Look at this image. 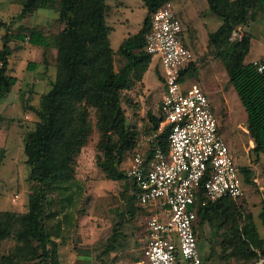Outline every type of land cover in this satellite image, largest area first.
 Returning a JSON list of instances; mask_svg holds the SVG:
<instances>
[{
    "label": "trees",
    "instance_id": "16d2710c",
    "mask_svg": "<svg viewBox=\"0 0 264 264\" xmlns=\"http://www.w3.org/2000/svg\"><path fill=\"white\" fill-rule=\"evenodd\" d=\"M19 1L20 17L40 9H53L58 12L56 21L62 26L53 30L21 23L16 30L0 17V27L6 28L1 35L0 98L19 82L9 67L13 42H28L40 48L45 62L49 61L50 52L56 57V75L51 88L41 94L38 105L29 106L37 120L24 136L28 178L32 182L27 209L0 210V264H62L60 248L66 243L65 226H70L74 219L69 208L83 192L82 181L75 178L74 159L95 135V146L103 154L102 170L107 178L121 182L123 189L116 223L88 248L92 264H115L117 257L113 253L125 251L130 238L146 225L147 208L137 200L138 184L120 169L126 155L139 149L138 128L129 123L123 105L125 90L130 84L128 74L150 62L152 54L146 50V34L153 12L168 0H143L147 17L136 33L122 41L118 50L111 44L112 27L107 15L113 6L106 0ZM206 1L221 20L217 29L208 32V47L214 58L224 63L246 108L249 134L255 141L252 150L260 157L264 152V70L260 71L253 62H245L252 34L245 31L241 38L234 40L231 36L235 29L248 23L253 12L264 9V0ZM177 11L182 18V13ZM189 37L186 33V43L191 49ZM124 59L126 62L117 68V60ZM36 66L37 62L30 61L28 69ZM187 73H198L193 59L182 71L181 80ZM126 101L131 98L126 97ZM148 117L146 131L152 133L162 117L153 112ZM4 121L5 117L0 114V129ZM169 130L167 126L157 141L150 142L145 153L147 160L157 145L169 151ZM239 171L245 183L253 182L254 170L249 165L239 166ZM192 208L198 214L197 231L209 220L218 229H224L221 232L224 258L234 257V264H247L259 258V251L264 254V237L259 236L251 223L252 215H246L236 199L224 196L212 200L202 185ZM6 242L11 243L8 248H4Z\"/></svg>",
    "mask_w": 264,
    "mask_h": 264
},
{
    "label": "rangeland",
    "instance_id": "374dc122",
    "mask_svg": "<svg viewBox=\"0 0 264 264\" xmlns=\"http://www.w3.org/2000/svg\"><path fill=\"white\" fill-rule=\"evenodd\" d=\"M114 6V11L107 15L112 27L110 39L112 47L118 50L123 39L136 33L147 17V8L143 0H106ZM176 9L182 13L185 24L191 56L198 68L197 74L187 73L183 85L188 87L193 83L200 84L207 93L220 130L229 142L237 159L238 165H249L254 170L253 182L244 184V197L237 199L246 215L251 214L252 224L257 233L264 237V217L262 215L264 202V152L257 157L253 152L251 136L246 132L248 113L243 105L229 74L222 61L214 58L208 47V31L217 29L220 19L207 7L206 0H178ZM22 5L19 0H0V17L11 27L18 29L21 23L40 25L58 30L62 25L56 21L58 12L53 9H40L36 13L20 17ZM264 13V9H260ZM255 13L251 20V48L245 57L250 62L254 57L264 55V16L261 11ZM5 27H0V48L3 45L1 35ZM244 33L243 29H240ZM13 54L10 58V73L19 78V82L4 97L0 98V114L5 121L0 129V210L26 211L28 196L32 182L29 180V170L24 152V136L32 129L37 116L29 106L38 105L41 94L49 90L55 79V55L48 54V62L44 61L40 48L28 44L13 42ZM121 56V55H120ZM118 54V59H119ZM30 61L37 62L34 69H28ZM124 61L117 60V68ZM139 74V75H138ZM129 87L125 90L123 105L127 110L128 121L139 131V149L144 154L150 146L149 112L159 114L161 93L163 90L164 67L160 58L151 57L147 65L137 66L129 72ZM140 81L143 83L141 87ZM228 111V112H227ZM230 112V113H229ZM229 121V123H228ZM237 133L238 139L229 135ZM97 135L94 136L96 139ZM95 139L75 156L73 167L75 178L83 184L82 195L69 211L73 215V223L66 225V243L60 248L62 264H91L92 255L89 252L90 243L96 241L109 227L117 221L118 208L121 210V190L123 184L106 177L100 166L103 154L97 150ZM125 157L127 163L128 156ZM256 160V161H255ZM151 210L144 213L149 215ZM250 222V221H248ZM199 247L203 264H222L236 262L234 257L224 258L221 232L217 224L207 221L198 227ZM146 228L142 234L136 232L132 241L138 240L143 247L147 242ZM6 242L4 248H8ZM128 252L121 256L127 259ZM181 264L187 261L181 259ZM131 264V259L128 260Z\"/></svg>",
    "mask_w": 264,
    "mask_h": 264
},
{
    "label": "built area",
    "instance_id": "2783aa9c",
    "mask_svg": "<svg viewBox=\"0 0 264 264\" xmlns=\"http://www.w3.org/2000/svg\"><path fill=\"white\" fill-rule=\"evenodd\" d=\"M239 28L231 39L241 38ZM146 50L164 67L159 105L161 120L149 140H156L167 126L170 148L155 146L147 160L137 151L120 164V169L138 184L137 200L155 211L146 220L144 255L150 264H202L196 221L192 208L203 185L212 199L244 197V181L237 159L220 130L210 99L198 83L183 85L181 74L192 59L186 32L176 5L168 0L152 14L146 34ZM264 70V58L253 61ZM155 141V142H156ZM205 203V202H204ZM247 264H264V254ZM74 264V263H72ZM223 264V263H222Z\"/></svg>",
    "mask_w": 264,
    "mask_h": 264
},
{
    "label": "crops",
    "instance_id": "0c3cea01",
    "mask_svg": "<svg viewBox=\"0 0 264 264\" xmlns=\"http://www.w3.org/2000/svg\"><path fill=\"white\" fill-rule=\"evenodd\" d=\"M208 5V4H207ZM113 6V5H112ZM208 7V6H207ZM209 8V7H208ZM260 10V9H259ZM259 10H256L255 12H253V14H252V16L249 18V21H248V23L247 24H245V25H242V26H240L239 27V29H243L244 31L243 32H245V31H248V32H250L251 34H252V32L249 30L250 29V25H251V20H253L254 19V17H255V13H257ZM112 11H114V6H113V9L111 10V12ZM261 11V14L260 15H262V16H264V13L262 12V10H260ZM214 14V13H213ZM215 15V14H214ZM216 16V15H215ZM217 17V16H216ZM221 24V20H220V22H219V25ZM218 25V26H219ZM218 28V27H217ZM209 32V31H208ZM252 36H253V34H252ZM252 38V37H251ZM125 39V38H124ZM123 39V40H124ZM264 43V42H263ZM250 48H251V43H250ZM264 58V55L263 56H260V57H254L250 62H253L254 60H259V59H263ZM140 84H141V87H143V83H142V81H140ZM228 112V111H227ZM230 113V112H229ZM228 123H229V121H228ZM245 130H246V132L249 134V129H248V126L247 125H245ZM238 135L239 134H237L236 132L235 133H233V134H230L229 135V139L232 137H234V138H236V139H238L237 137H238ZM250 135V134H249ZM252 138V137H251ZM252 141H253V143H255V141L253 140V138H252ZM229 143V142H228ZM255 146V145H254ZM231 147V146H230ZM232 149V148H231ZM147 208V210L148 209H150L151 211L149 212V214H151V213H153L154 211H155V208H153V207H146ZM147 217H148V215H145V218H146V220H147ZM143 229V228H142ZM142 229H140L139 231H138V233H140V234H142ZM199 230V229H198ZM134 237H135V234L132 236V238H130V245H129V247L125 250L126 252H128V255H127V258H128V260L129 259H131V264H150L149 262H148V260H147V258H146V256L144 255V252H142V246L139 244V242H138V240H136V241H132V239H134ZM123 251L121 250H119V251H116V252H114L113 253V255L114 256H116L117 258H116V260H115V264H128V260L126 259H123L122 258V256H121V253H122ZM181 260H180V262H179V264H181ZM92 264V263H91ZM187 264H188V262H187ZM202 264H203V262H202ZM223 264H227V263H223Z\"/></svg>",
    "mask_w": 264,
    "mask_h": 264
},
{
    "label": "flooded vegetation",
    "instance_id": "af4514ba",
    "mask_svg": "<svg viewBox=\"0 0 264 264\" xmlns=\"http://www.w3.org/2000/svg\"><path fill=\"white\" fill-rule=\"evenodd\" d=\"M231 138H232V137H231ZM231 138H230V139H231Z\"/></svg>",
    "mask_w": 264,
    "mask_h": 264
}]
</instances>
